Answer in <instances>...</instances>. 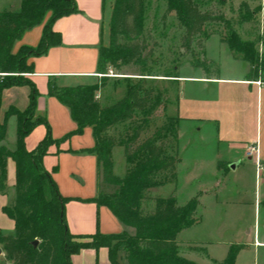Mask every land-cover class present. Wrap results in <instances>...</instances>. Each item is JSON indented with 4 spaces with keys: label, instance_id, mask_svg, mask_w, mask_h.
Instances as JSON below:
<instances>
[{
    "label": "trees",
    "instance_id": "trees-1",
    "mask_svg": "<svg viewBox=\"0 0 264 264\" xmlns=\"http://www.w3.org/2000/svg\"><path fill=\"white\" fill-rule=\"evenodd\" d=\"M166 14L174 13L183 30L180 47L190 52L194 40L203 34L204 27L212 23H225L222 15L203 10L205 0H162ZM220 4L228 0H218ZM146 0H114L109 24V40L100 47L97 69L100 83L70 88H57L50 83L48 96L55 97L67 107L76 129L59 140H53L44 117L36 116L39 93L27 78L33 71L28 61L44 55L61 43L60 35L51 28L62 17L77 12L74 0H19L17 10L0 12V103L2 92L12 87L27 86L29 104L23 111L9 107L0 121V195L7 194V161L15 164V197L2 209L14 222L11 235L0 234V247L5 259L12 264H72L71 257L84 249H108L111 264H117V253L123 251L128 264H196L178 255L177 235L196 224L195 213L199 196L179 206L174 196L155 198L152 212H143L142 203L150 199L151 189L174 183L177 178L178 123L176 117L165 122L151 135L148 128L155 111L165 109L166 93L145 79L129 87L124 96L114 104L99 107L94 101L107 81L108 66L119 69L129 65L141 66L151 55L147 52L145 36ZM260 9L251 10L242 2L238 12L242 23L256 20ZM228 25V22L226 23ZM43 25L36 48L16 43L33 28ZM236 59L256 68L258 55L250 42L238 38L225 40ZM197 47L202 48L200 42ZM147 52V53H146ZM240 55V56H237ZM263 67L264 62L261 60ZM205 62L197 65L204 67ZM258 69V68H257ZM154 77V76H150ZM166 79L176 80L177 68ZM16 118L14 149L1 143L5 140L6 124ZM129 123L118 138L110 135L111 128ZM39 125L46 134L31 151L25 147V138ZM90 128L94 147L85 152L96 156L101 182L113 186V193L98 191L92 200L97 207H107L116 219L134 230V235L94 234L74 236L67 227L64 207L70 200L62 197L50 173L42 165L43 158L52 145L59 146L73 136L82 135ZM120 147L127 165L123 176L113 174L112 150ZM36 242V243H34ZM237 247L232 248L222 264H234Z\"/></svg>",
    "mask_w": 264,
    "mask_h": 264
},
{
    "label": "crops",
    "instance_id": "crops-1",
    "mask_svg": "<svg viewBox=\"0 0 264 264\" xmlns=\"http://www.w3.org/2000/svg\"><path fill=\"white\" fill-rule=\"evenodd\" d=\"M74 1L77 12L57 19L51 26L52 30L60 35V45L28 61L32 64L33 71L27 78L35 84L39 93L36 116L42 115L46 106H51L55 109L51 113L59 115L63 122L62 130L53 134V140H59L74 131L76 125L68 108L60 104L55 97L48 96L50 83L57 88L99 84L101 76L97 69L99 49L102 46L106 47L109 40L114 0ZM253 1L258 3L256 7L260 9L258 13L260 14L262 10L260 0ZM257 16L258 29L262 34L264 21L262 18L259 20ZM37 27H40V33L35 37L33 41L35 45L32 48L38 46L41 38L43 25ZM261 40L259 51L264 62V35ZM203 45L205 52L206 42ZM219 45L223 51L226 48L228 50L227 45L220 41ZM254 68L246 63L236 76L206 77L193 73L180 76L176 80L168 79L189 84L191 87L188 94L176 98L174 117L179 119L177 149L183 135L184 122L196 123L192 128L195 135L202 133L200 126L203 124L210 132L209 136L205 135L207 140L205 144L210 147L211 155L194 157L192 170L197 178H206V183L199 195L201 200L199 199L195 216L197 223L188 228H193L203 219L214 222L218 227L216 239L208 241V247L204 251V258L210 264H222L234 247L238 248L234 264H264V68L260 70ZM257 81L262 83L261 87L255 84ZM103 93V89L99 91L100 96ZM2 94L7 96V102L4 101L5 106L4 103H0V121L9 107L18 109L19 106L20 111H23L29 104L30 90L27 86L12 87L4 90ZM14 98L21 99L17 107L13 105L16 101H12ZM12 119L16 123L13 116L8 122ZM45 134L46 128L37 126L24 140L26 149L33 150ZM192 142V146L201 147L196 140ZM94 144L92 131L86 128L82 135L73 136L59 146H50L42 161L43 168L51 174L59 194L70 199L64 207L68 230L74 236H89L96 233L101 235L126 233L133 236L134 230L121 224L107 207H97L92 202L99 191L100 166L96 156L85 151L92 149ZM1 145L5 146L3 142ZM252 146L258 150V165L254 155L248 156L249 148ZM120 149V147L116 149L118 153ZM6 173L8 185L14 187L15 164L11 159L7 161ZM250 180L254 182L253 187L248 184ZM8 192L9 190L7 194ZM14 197L15 191L8 201L2 203L0 206L2 214V209L8 206ZM203 198L208 199L206 205L202 202ZM3 216L7 217L5 214ZM5 226L8 231L4 235L13 234L14 222L9 219ZM230 228H233L232 232ZM229 232L232 234L231 238L224 239V234ZM179 235L181 232L177 237ZM191 244L198 243L193 241ZM188 247L191 249L186 253L195 252L196 247L191 245ZM177 248L178 255L187 259L178 245ZM0 257L3 259L1 264H12L5 259L2 250ZM71 262L111 264L107 248L81 250L71 257ZM117 264H128L123 251L117 253Z\"/></svg>",
    "mask_w": 264,
    "mask_h": 264
},
{
    "label": "rangeland",
    "instance_id": "rangeland-1",
    "mask_svg": "<svg viewBox=\"0 0 264 264\" xmlns=\"http://www.w3.org/2000/svg\"><path fill=\"white\" fill-rule=\"evenodd\" d=\"M231 1L228 0L224 4H220L218 0H205L203 2V10H212L216 15H222L225 23L207 24L204 27L203 34L194 40L191 51L186 53L180 47V38L182 37L183 30L179 27L174 13L166 14V5L162 0H146L144 31L147 39V52H151V55L141 66L129 65L119 69L108 66L105 70V76L108 77L109 80L103 88L104 93L100 96L99 92H97L94 97V101L97 105L103 108L114 104L124 96L129 87L133 86L137 81L145 79L148 84H153L156 88L164 91L167 98V105L165 109L159 108L154 113L148 128V136L160 127L165 122L166 118L175 116L174 113L176 111L177 103L176 98H180V95H184L185 93L188 94L189 88L191 89L189 84L168 81V79L164 78V76L172 73L173 68H177V75L179 77L193 75V73H199L206 77L236 76L240 74L246 62L239 58H234L230 51L227 53L229 49L227 50L225 46L224 48L226 49L223 51L222 47L220 48L221 45H219V41L225 44V40L238 38L242 42H250L254 47L255 53L258 55V58H256L258 68L259 70L263 69L264 67L261 62L259 49L264 32L260 34L258 29V19L254 22L242 23L240 20L243 15H241L242 13L239 14L238 9L243 0ZM245 2L251 10L257 8V2H254L253 0H245ZM18 5L19 0H0V12L10 9L17 10ZM259 5L262 10L261 13L258 14L257 18H259V20L262 18L264 21V1L261 2L260 0ZM227 22L228 25L226 24ZM39 30L40 27H35L34 29L26 32L21 40L16 43V48L20 45H29L34 47L33 45L35 44L33 41L35 37L39 36ZM197 42H200L202 48L197 47ZM205 42L206 55L205 52H203V44ZM237 56L240 55L237 54ZM204 62V67H197V65ZM185 66H188V68ZM254 69L258 70L257 67ZM16 99L17 98H14L12 101H15ZM20 100L21 99L16 100L13 105L17 107ZM4 101L7 102V96L2 94L1 104H3ZM5 105L6 103L3 104V106ZM17 108L20 110L19 106ZM53 110H55L53 107L51 108V106H46V110H44L42 115H38L46 119L50 127L52 138L53 134H57L62 130L63 124L59 115L56 116L55 113H51ZM128 126L129 123L118 125L111 128L108 133L118 138L120 134L128 128ZM195 126L196 123L191 121H186L182 124L184 130L177 149V157L181 160V162L176 170V181L158 189H151L148 192L150 199L143 201L142 203L143 212L149 213L153 211V200L157 197L166 198L174 196L178 205L182 206L191 198L199 196L200 191H203L202 188H204L206 178H197L196 173L192 170V167L194 166V157H205L207 155H211L210 147L205 144L207 141L205 140V137L209 136L210 132L205 129V125L203 124L200 126L202 128V133L195 135L192 129ZM43 127L45 128V126ZM15 129L16 123H14V120L12 119L9 122L7 121L6 136L3 143L9 150H13L14 147ZM195 136L197 137L195 138ZM192 140H196L197 144L201 147L192 146ZM117 148L118 147L112 150L113 174L115 173L117 174H114L115 176L120 177L119 175L123 176L125 174L127 165L124 161L123 151L120 149V153H118L116 150ZM7 176L8 175L6 173V177ZM9 181L11 183L10 177ZM253 183V180H250L248 184H250V187H253ZM7 186L9 192L5 196H0V206L3 202L8 201L12 194H14V187L8 185V182ZM115 190V187L104 185L101 182L100 173V193L109 194L113 193ZM202 202L206 205V203H208V199L203 198ZM252 215L253 213L251 216ZM248 217L251 218L250 214H248ZM7 222H9V218L3 216L0 207L1 235H4V233L8 231L5 226ZM217 229L218 227L214 224V222L205 221V219H203L201 223L197 224L193 228L186 229L181 232V235H179L176 239V243L181 253H184L188 260L197 264H210V262L204 258V251L205 248L208 247V241L216 239ZM230 229V232H232L233 228ZM230 232L225 233L223 238H231L232 234ZM193 241L198 244H191ZM188 245L196 247L195 252L190 254L186 253L189 249H191ZM2 262L3 259L0 257V264Z\"/></svg>",
    "mask_w": 264,
    "mask_h": 264
},
{
    "label": "built area",
    "instance_id": "built-area-1",
    "mask_svg": "<svg viewBox=\"0 0 264 264\" xmlns=\"http://www.w3.org/2000/svg\"><path fill=\"white\" fill-rule=\"evenodd\" d=\"M100 77H101V76H100ZM255 84H256L258 87H261V86H262V83L259 82V81L255 82ZM249 151H250V153L248 154V156L251 157L252 155H254L255 158H256V164H257V158H258V150H257V148L254 147V146H252V147L249 148ZM257 165H258V164H257Z\"/></svg>",
    "mask_w": 264,
    "mask_h": 264
},
{
    "label": "water",
    "instance_id": "water-1",
    "mask_svg": "<svg viewBox=\"0 0 264 264\" xmlns=\"http://www.w3.org/2000/svg\"><path fill=\"white\" fill-rule=\"evenodd\" d=\"M34 243H36V242H34ZM0 253H1V250H0Z\"/></svg>",
    "mask_w": 264,
    "mask_h": 264
}]
</instances>
